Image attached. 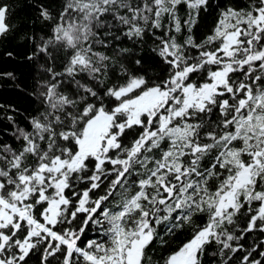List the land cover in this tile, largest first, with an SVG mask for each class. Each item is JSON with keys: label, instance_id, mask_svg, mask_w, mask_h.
<instances>
[{"label": "snow or ice", "instance_id": "1", "mask_svg": "<svg viewBox=\"0 0 264 264\" xmlns=\"http://www.w3.org/2000/svg\"><path fill=\"white\" fill-rule=\"evenodd\" d=\"M16 4L0 264H264V0Z\"/></svg>", "mask_w": 264, "mask_h": 264}, {"label": "trees", "instance_id": "2", "mask_svg": "<svg viewBox=\"0 0 264 264\" xmlns=\"http://www.w3.org/2000/svg\"><path fill=\"white\" fill-rule=\"evenodd\" d=\"M49 2L52 4L53 7H55L58 3V0H49ZM0 3H7L9 5H13L16 4V0H0ZM14 11L17 14H20L21 12H30L31 8L29 6L21 9L20 5L16 4ZM9 50L14 51L16 53V60H13L3 55L5 51ZM26 51L27 49H25L23 45H21L17 41H11L9 43L0 45V71L15 72L16 76L18 77L16 83H19L22 86H28L31 80V70L28 66V62L24 60V55L26 54ZM0 84L3 85L2 87H0V103L5 105L11 104L16 108L20 109V114H18L17 118L22 120V114L25 112V110H30L32 107L29 97L25 95V93L19 91L11 81H0ZM5 125H0V127H3ZM86 235L91 238L95 236V233H87ZM181 239H184V237H181ZM179 242L180 241L178 240L177 244H179Z\"/></svg>", "mask_w": 264, "mask_h": 264}]
</instances>
